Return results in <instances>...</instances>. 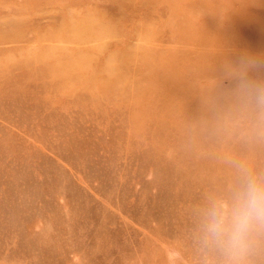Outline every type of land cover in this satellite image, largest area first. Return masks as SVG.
Listing matches in <instances>:
<instances>
[{"label":"rangeland","instance_id":"obj_1","mask_svg":"<svg viewBox=\"0 0 264 264\" xmlns=\"http://www.w3.org/2000/svg\"><path fill=\"white\" fill-rule=\"evenodd\" d=\"M257 89L264 0H0V264H264Z\"/></svg>","mask_w":264,"mask_h":264},{"label":"clouds","instance_id":"obj_2","mask_svg":"<svg viewBox=\"0 0 264 264\" xmlns=\"http://www.w3.org/2000/svg\"><path fill=\"white\" fill-rule=\"evenodd\" d=\"M255 100L264 104V92L257 89ZM260 226H264V184L250 176L231 208L213 209L207 233L214 244L236 256L248 249L253 231Z\"/></svg>","mask_w":264,"mask_h":264}]
</instances>
